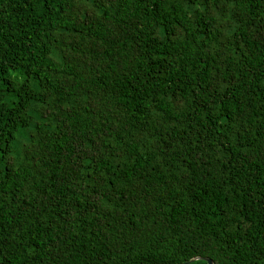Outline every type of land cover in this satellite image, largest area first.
<instances>
[{
	"label": "trees",
	"instance_id": "obj_1",
	"mask_svg": "<svg viewBox=\"0 0 264 264\" xmlns=\"http://www.w3.org/2000/svg\"><path fill=\"white\" fill-rule=\"evenodd\" d=\"M204 258L264 264V0H0V264Z\"/></svg>",
	"mask_w": 264,
	"mask_h": 264
},
{
	"label": "water",
	"instance_id": "obj_2",
	"mask_svg": "<svg viewBox=\"0 0 264 264\" xmlns=\"http://www.w3.org/2000/svg\"><path fill=\"white\" fill-rule=\"evenodd\" d=\"M193 259H195V258H191V260H193ZM204 259H206L207 264H212V260L210 258H204ZM182 264H185V263H182Z\"/></svg>",
	"mask_w": 264,
	"mask_h": 264
}]
</instances>
